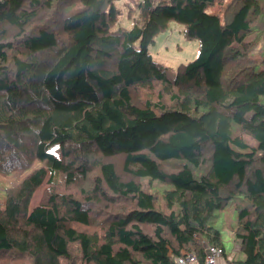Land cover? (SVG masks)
<instances>
[{
    "label": "trees",
    "instance_id": "trees-1",
    "mask_svg": "<svg viewBox=\"0 0 264 264\" xmlns=\"http://www.w3.org/2000/svg\"><path fill=\"white\" fill-rule=\"evenodd\" d=\"M117 1L0 0V174L30 171L0 193V264H205L228 258L229 205L244 258L226 264H264V70L246 41L264 0H145L142 26L112 31ZM171 22L199 42L174 78L149 52Z\"/></svg>",
    "mask_w": 264,
    "mask_h": 264
},
{
    "label": "rangeland",
    "instance_id": "rangeland-1",
    "mask_svg": "<svg viewBox=\"0 0 264 264\" xmlns=\"http://www.w3.org/2000/svg\"><path fill=\"white\" fill-rule=\"evenodd\" d=\"M230 2L231 0H226V3L223 4L222 8L217 6L209 8L208 11L222 15L224 12L222 9ZM116 8L119 12L118 21L111 28L112 31L118 30L119 28L131 30L135 26H142L144 24V14L147 8V6H145V0H118ZM183 30L184 27L181 24L171 22L169 28L160 33L156 37L155 43L149 47V52L153 60L169 69V76L171 78L175 77L177 68L180 64L190 63L199 55V42L197 40H188L185 37ZM246 41L249 43L248 53L255 60L257 70H264V32L254 31L247 37ZM60 156V148L55 147L48 152V155L45 158L40 159V162H37L33 169L42 165L50 167L52 161ZM29 172L30 171L16 172L8 176L0 174V193L2 194L5 189L18 184ZM46 187L47 184L35 193L31 202V209L39 205ZM157 188H160V186ZM214 225L221 230L227 254H231L234 250V240L236 238L233 237L232 233L235 236V230L238 226V213L235 207L229 205L225 210L218 212V218ZM239 246L240 244H238L237 247L239 252L238 256L244 257V255L240 253ZM228 258L223 256L220 263L222 260H233L234 257L231 255Z\"/></svg>",
    "mask_w": 264,
    "mask_h": 264
},
{
    "label": "built area",
    "instance_id": "built-area-1",
    "mask_svg": "<svg viewBox=\"0 0 264 264\" xmlns=\"http://www.w3.org/2000/svg\"><path fill=\"white\" fill-rule=\"evenodd\" d=\"M205 264H219L223 257V250L219 248H209ZM177 264H199L195 255L190 254L185 258H178Z\"/></svg>",
    "mask_w": 264,
    "mask_h": 264
},
{
    "label": "crops",
    "instance_id": "crops-1",
    "mask_svg": "<svg viewBox=\"0 0 264 264\" xmlns=\"http://www.w3.org/2000/svg\"><path fill=\"white\" fill-rule=\"evenodd\" d=\"M232 235H233V237H235L233 233H232ZM234 241H235L234 250H233V252L231 254H227V256L230 257L232 255L236 259L238 257H239L238 259H243L244 257L238 256L239 252H238V248L237 247H238V244H240V241L237 238H235ZM220 264H226V262L224 260H222Z\"/></svg>",
    "mask_w": 264,
    "mask_h": 264
}]
</instances>
